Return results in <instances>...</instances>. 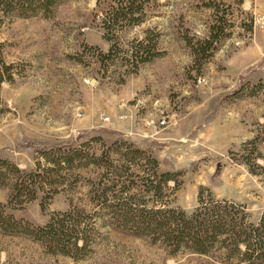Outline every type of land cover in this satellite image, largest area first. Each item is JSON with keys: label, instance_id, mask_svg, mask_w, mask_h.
<instances>
[{"label": "rangeland", "instance_id": "rangeland-1", "mask_svg": "<svg viewBox=\"0 0 264 264\" xmlns=\"http://www.w3.org/2000/svg\"><path fill=\"white\" fill-rule=\"evenodd\" d=\"M110 1L60 0L48 13L0 15L2 55L13 65L12 78L0 84V159L39 173L42 187L33 199L25 190L11 195L19 173L0 164V203L35 224L70 200L87 205L99 167L49 177L42 152L99 137L107 145L130 142L154 156L160 171L177 173L178 186L167 184L170 205L189 213L206 187L217 199L245 205L257 223L264 212V88L249 91L264 77V0L153 2L143 22L111 30L120 53L147 35L164 51L136 72L128 60L99 55L110 46L103 37ZM216 19L229 35L198 71L182 35L203 39ZM161 117L166 127L147 123ZM95 146L99 152L102 145ZM101 230L93 252L75 260L0 229V264H238L220 252L170 254L144 237Z\"/></svg>", "mask_w": 264, "mask_h": 264}, {"label": "trees", "instance_id": "trees-1", "mask_svg": "<svg viewBox=\"0 0 264 264\" xmlns=\"http://www.w3.org/2000/svg\"><path fill=\"white\" fill-rule=\"evenodd\" d=\"M59 1L0 0V15L29 17L41 11L48 13ZM155 1H110L103 18V37L110 46L107 53L99 52L101 58L128 60L136 72L139 65L164 54L156 39L149 35L134 40L128 51L120 53L122 49L111 34L114 28L143 22L146 9ZM217 10L216 7V17ZM218 20L203 39L182 35L193 54L192 66L198 71L214 55L221 39L229 35ZM249 27L251 29V25ZM12 68V63H7L3 57L0 44V84L12 78ZM261 87L264 88V77L250 85L249 94H257ZM96 142L102 145L99 152ZM257 156H261L259 151ZM42 157L49 165L46 170L49 177L54 172L62 174L76 168L99 167L96 178L88 183L87 205L70 200L67 209L53 211L44 224H35L15 217L0 203V229L7 234L24 235L40 244L47 253L79 260L93 252L103 234L102 227L111 226L125 234L159 243L170 254L182 250L200 255L220 252L229 260H237L238 264H264V212L259 221L253 223L245 205L217 199L206 187L199 189L197 205L191 212L170 205L167 184L173 180L178 186L177 173L160 171L154 156L130 142L115 140L107 145L99 137H91L77 146L43 151ZM0 164L19 173L10 183L11 195L25 190L30 193V199L36 197L37 190L42 188L36 184L40 183L39 173L21 171L5 159H0ZM61 176L65 181L64 175ZM41 204L44 208L45 204Z\"/></svg>", "mask_w": 264, "mask_h": 264}, {"label": "built area", "instance_id": "built-area-1", "mask_svg": "<svg viewBox=\"0 0 264 264\" xmlns=\"http://www.w3.org/2000/svg\"><path fill=\"white\" fill-rule=\"evenodd\" d=\"M140 102L141 101L139 99H136V100L133 101L132 104H133L134 107H138ZM125 105L127 106V103H122V106H125ZM124 117H126V115ZM105 119L108 120V117H105ZM147 123L150 124V125H154L155 127L159 126L160 128L166 127L169 124L167 119L164 118V117H161L157 121H155L154 119H149V121Z\"/></svg>", "mask_w": 264, "mask_h": 264}]
</instances>
